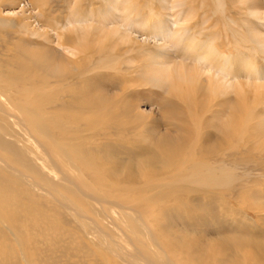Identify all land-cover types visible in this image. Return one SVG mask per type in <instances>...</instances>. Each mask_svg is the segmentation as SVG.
Returning <instances> with one entry per match:
<instances>
[{
    "label": "bare ground",
    "instance_id": "1",
    "mask_svg": "<svg viewBox=\"0 0 264 264\" xmlns=\"http://www.w3.org/2000/svg\"><path fill=\"white\" fill-rule=\"evenodd\" d=\"M0 82V110L40 136L50 168L85 198L111 205L137 242L132 263L264 264L259 234L160 240L124 210L145 186L158 196L150 201L185 206L192 224L207 219L194 196H264V0H0ZM73 124L89 132L84 139L105 140L100 155L79 152L71 133L45 131ZM8 139L0 134V224L11 228L18 209L29 216L32 207L3 167L45 194L62 188ZM122 147L152 159L138 164L131 151L125 164ZM254 209L264 212V201Z\"/></svg>",
    "mask_w": 264,
    "mask_h": 264
},
{
    "label": "rangeland",
    "instance_id": "2",
    "mask_svg": "<svg viewBox=\"0 0 264 264\" xmlns=\"http://www.w3.org/2000/svg\"><path fill=\"white\" fill-rule=\"evenodd\" d=\"M5 87V82H0V90ZM142 106L145 109L150 108L149 103H143ZM30 108L33 109L34 106L31 105ZM41 115H44L43 112ZM48 115L50 114L46 113V116ZM57 130L75 135V138L71 140L72 145L77 150L79 145L78 151L89 153V158L101 154L96 144L104 143L105 140L98 142L84 139L83 137L89 132L81 130L74 124L62 125L60 129H53L51 126L49 129L45 128L47 134L56 138L59 137ZM1 133L12 138L8 140L13 142L17 149L23 151L39 173L57 182L62 189L59 195L45 194L33 184L30 178L21 175L23 173L19 169L3 167L2 173L8 175V183L18 190L16 195L21 196L23 203L31 205L32 214L24 215L20 201L22 208L18 211L23 217L20 216L19 220L14 221V226L11 228L0 224V264H134L130 257L140 255L137 242L129 235L130 232L117 224L118 215L110 209V204L104 203L105 206H102L94 199L85 198L71 181L61 179L50 168L44 157L43 149L38 141L40 136L33 131H28L27 135L22 127L16 128L10 114L5 110H0ZM77 135L81 138H76ZM131 151L138 156L136 162L138 164L152 159L150 154L141 152V149L122 147L121 160L125 164H131L134 158L130 155ZM164 165L166 169L169 168L168 160H165ZM140 180L144 179L140 178ZM154 190L152 186H145L144 190L135 192L136 203L124 210L128 211L132 217L144 218L153 233L154 230L159 232L160 240H167V238L182 240V234L185 232L203 240L229 238L236 240L241 237L249 239L258 234V236H264V212L254 209V201L259 200L260 204L264 201V196L239 195L236 197L221 193L212 202L203 198L195 199L196 196H194L191 203L204 204V214L207 219L199 224H192L185 206L179 208L176 203H163L162 200L150 201L158 198ZM83 202H88L89 211H85ZM69 204L76 207H70ZM256 239L261 240L260 237ZM143 245L150 249V240H146ZM232 246L235 244L232 243ZM148 263L149 261L145 262V264Z\"/></svg>",
    "mask_w": 264,
    "mask_h": 264
}]
</instances>
